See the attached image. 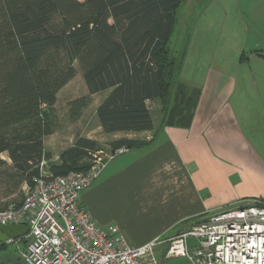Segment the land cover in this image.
Returning a JSON list of instances; mask_svg holds the SVG:
<instances>
[{
    "label": "trees",
    "instance_id": "16d2710c",
    "mask_svg": "<svg viewBox=\"0 0 264 264\" xmlns=\"http://www.w3.org/2000/svg\"><path fill=\"white\" fill-rule=\"evenodd\" d=\"M184 1L0 0V210L23 201V185H33L41 161L52 175H66L88 170L92 153L103 149L85 136L57 161L45 149L58 93L76 76L75 63L88 93L69 103L72 120L107 89L96 108L106 134L153 130L149 99L160 100L162 124L179 111L173 104L179 60L169 41ZM153 140L122 137L109 146L137 149Z\"/></svg>",
    "mask_w": 264,
    "mask_h": 264
},
{
    "label": "crops",
    "instance_id": "0c3cea01",
    "mask_svg": "<svg viewBox=\"0 0 264 264\" xmlns=\"http://www.w3.org/2000/svg\"><path fill=\"white\" fill-rule=\"evenodd\" d=\"M228 51L203 60L201 81L177 82L173 104L179 111L168 122L162 124L160 100L149 99L148 106L157 101L160 114L152 118L153 130L104 133L111 140L154 139L111 160L81 194L93 219L102 227L118 226L133 246L160 239L156 253L162 255L167 239L212 212L264 199V66L253 64L264 61V47L257 45L246 57L241 50L235 49V58ZM44 142L49 151L46 137ZM60 153L53 154L55 161ZM2 156L10 161L6 152ZM196 244V238L188 239L190 249ZM13 259L0 257V264ZM14 263L28 264L24 258ZM160 264L194 263L180 256Z\"/></svg>",
    "mask_w": 264,
    "mask_h": 264
},
{
    "label": "built area",
    "instance_id": "2783aa9c",
    "mask_svg": "<svg viewBox=\"0 0 264 264\" xmlns=\"http://www.w3.org/2000/svg\"><path fill=\"white\" fill-rule=\"evenodd\" d=\"M122 146L92 153L86 171L54 176L41 161L33 185L23 186L24 199L0 210V225L25 224L28 232L3 243L25 244L28 264H160L186 256L194 264H264V199L241 201L212 212L189 229L167 239L162 255L153 239L133 246L116 225L100 226L81 202V194L99 178L107 164L125 153ZM197 239L189 248L188 239Z\"/></svg>",
    "mask_w": 264,
    "mask_h": 264
},
{
    "label": "rangeland",
    "instance_id": "374dc122",
    "mask_svg": "<svg viewBox=\"0 0 264 264\" xmlns=\"http://www.w3.org/2000/svg\"><path fill=\"white\" fill-rule=\"evenodd\" d=\"M257 45L264 47V0H186L176 10V21L169 41L172 52L179 60L175 86L179 81L184 84L201 81L203 60L211 52L226 49L229 50L227 54L235 58V49H238L246 57L254 54ZM186 50H189L188 60L187 57L183 59ZM253 64L264 66V61L253 60ZM75 67L76 76L58 93L55 104L57 120L54 131L45 136L47 147L52 154H59L77 137L85 135L103 141V150L110 152L113 149L109 142L113 138L104 134L96 116V108L109 89L97 92L79 119L70 118L69 103L88 93L78 63H75ZM149 106L155 121L160 115L158 103L150 102ZM44 169L49 173L47 163ZM2 247L0 257H13V264L15 259L23 258L24 243H5Z\"/></svg>",
    "mask_w": 264,
    "mask_h": 264
},
{
    "label": "water",
    "instance_id": "95a60500",
    "mask_svg": "<svg viewBox=\"0 0 264 264\" xmlns=\"http://www.w3.org/2000/svg\"><path fill=\"white\" fill-rule=\"evenodd\" d=\"M28 227L25 224L0 225V243L8 238H19L27 234Z\"/></svg>",
    "mask_w": 264,
    "mask_h": 264
}]
</instances>
